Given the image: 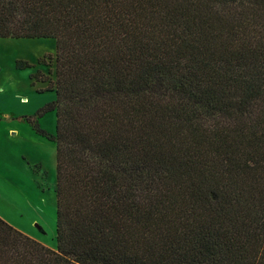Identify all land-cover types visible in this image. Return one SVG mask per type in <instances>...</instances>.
<instances>
[{"label": "trees", "instance_id": "16d2710c", "mask_svg": "<svg viewBox=\"0 0 264 264\" xmlns=\"http://www.w3.org/2000/svg\"><path fill=\"white\" fill-rule=\"evenodd\" d=\"M0 38L55 39L56 160L55 248L0 216V264H264V0H0Z\"/></svg>", "mask_w": 264, "mask_h": 264}, {"label": "rangeland", "instance_id": "374dc122", "mask_svg": "<svg viewBox=\"0 0 264 264\" xmlns=\"http://www.w3.org/2000/svg\"><path fill=\"white\" fill-rule=\"evenodd\" d=\"M46 54L52 58L38 63ZM54 55L53 38H0V216L52 248L56 246V160L51 138L55 118L51 113L40 119L35 106L50 94L39 92L48 81L32 85L30 75L39 70L54 81ZM16 61L32 66L17 68ZM50 92L54 99V90ZM38 128L44 132L38 133Z\"/></svg>", "mask_w": 264, "mask_h": 264}, {"label": "crops", "instance_id": "0c3cea01", "mask_svg": "<svg viewBox=\"0 0 264 264\" xmlns=\"http://www.w3.org/2000/svg\"><path fill=\"white\" fill-rule=\"evenodd\" d=\"M31 79V78H30ZM35 82H38V83H40V85H42L44 82H41V81H35ZM43 93H50L48 96H47V98L46 99H44V101L45 102H48L49 100H51L52 99V97H53V93L52 92H50V91H46V92H43ZM45 102H40V103H38V104H36V106H35V108L36 109H38L40 106H42ZM34 108V109H35ZM52 113L54 114V118H55V113L52 111ZM54 127H55V121H54Z\"/></svg>", "mask_w": 264, "mask_h": 264}]
</instances>
